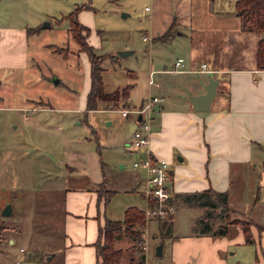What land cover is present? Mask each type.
Masks as SVG:
<instances>
[{
    "label": "rangeland",
    "instance_id": "obj_1",
    "mask_svg": "<svg viewBox=\"0 0 264 264\" xmlns=\"http://www.w3.org/2000/svg\"><path fill=\"white\" fill-rule=\"evenodd\" d=\"M74 2L94 6L90 12L95 15L90 19L92 32L88 41L96 53L107 55L103 62L106 89L112 91L131 85L130 101L134 104L140 103L146 96L164 93L160 85L149 82L152 65L164 68L166 63L170 67L179 57L191 54L192 42L188 36L159 42L153 41L152 34L165 31L173 16L179 21V24L177 21L173 24V33L178 29L191 31L192 0H0V27H21L24 24L42 27L51 23L42 28L41 33L28 36V49L25 50L29 60L34 62L29 64L27 59L23 66H16L17 63L14 65L5 59L17 50V46L12 44L15 37L0 35V202L9 200L14 188H8L13 186L17 175L28 172L18 156L24 157L26 162L35 163L37 167H42L44 162L48 166L51 161L65 160L78 168L87 167L91 172L94 171L95 157L98 167L100 163L106 164V176L111 179L113 188L124 189L132 179L136 180L137 169L133 163L139 149L127 141L134 135L137 116L133 113L135 120H128L120 109H109L90 112L88 120L85 119L91 74L89 55L79 49L80 43L69 34L68 29L73 25L71 19L66 17L62 22H56L57 18L75 8ZM235 3L236 0H207L204 5L205 21L211 13L230 22L229 30L214 26L213 39L217 41L214 47L222 49V61L228 66H248L255 60L257 40L261 34L264 36V31L249 27L239 30L240 21L234 20ZM208 35L209 32L197 33L194 42ZM1 40H6V45ZM8 43L12 44L11 48L7 47ZM55 46H69L72 52L68 55L59 53L54 50ZM119 51H124V54ZM15 52L19 53L20 47ZM129 69L134 72L129 73ZM171 76L175 75L157 73L154 79L162 85L163 80L167 82ZM189 79L192 80L191 77ZM167 95L165 98H168ZM45 105L53 110L36 111L41 124L26 119L25 116L33 112L30 106ZM158 113L159 109L153 114L157 116ZM107 120L113 123L109 125ZM93 127L96 133L92 131ZM170 182L172 177L169 174ZM38 192L25 193V203L12 205L16 217L5 220V225L22 235L24 255H31L34 251L35 264H42L48 262L51 254L45 255L49 249H45L41 240L49 237L54 241L57 237L54 231L61 224L54 220V224L49 225L51 222L42 220L47 215V198L43 195L37 200ZM244 199H248V194L245 193ZM136 204L143 208L146 206L141 190L119 192L112 199L111 206L119 216L124 206ZM260 205L264 209V197ZM205 211L204 207H188L183 199L177 202L175 225L164 230L167 237L163 256L156 255L155 250L163 238L159 221L148 224L149 264H257L256 256H264V247L260 249L257 239L252 243H243L242 227L229 223L234 219V213H225L213 219L216 234L193 230L199 215L205 214ZM157 219L164 221L168 218ZM0 238L8 239L2 235ZM173 240L177 242L174 257L170 248ZM19 245L7 247V242L4 245L0 243V249L10 254L7 262L4 263L1 258L0 264L12 263L15 258L21 257ZM49 260L51 264L60 261L58 257ZM24 263L30 264L28 260Z\"/></svg>",
    "mask_w": 264,
    "mask_h": 264
},
{
    "label": "crops",
    "instance_id": "obj_2",
    "mask_svg": "<svg viewBox=\"0 0 264 264\" xmlns=\"http://www.w3.org/2000/svg\"><path fill=\"white\" fill-rule=\"evenodd\" d=\"M206 2L207 0H192L191 31H186V33L178 29L179 31L177 30L178 32L173 33L170 38H160L159 36H162L170 26L176 24V21L179 24L176 16H173L172 20H169L170 22H168L165 31L159 34H152L153 41L159 42H170L176 36H188L192 42V49L191 54L189 52L187 56L178 58L183 59L184 64L179 67L182 70H174L178 59L170 67L166 63L164 68L151 66L150 71H155L153 78L157 73H169L175 76H171L167 82L163 80L164 83L162 85L156 81L151 83L160 85L161 91L164 93L158 95L162 100L155 106V110L159 109V113L157 116L155 115L156 113L153 114V132L150 144L148 147H135L139 149L136 151L138 155L135 160L145 158L150 153L152 157L169 162L170 176L172 177V182L169 184L174 193L176 206L177 202H182V198L175 199L176 193L200 191L210 187L220 191L229 190V206L232 208L231 212L235 214L233 218L241 217L252 221L251 232L254 240L251 242L246 240L243 228L241 240H243V243H252L257 239L260 249H263L264 228L261 230L260 226L264 227V209H262L263 204L260 205V201L264 197V68L258 66L256 55L258 41L264 36L261 34L257 40L254 54L255 60L252 64L248 66H228L225 61H222V54H220L222 49L214 47L217 41L213 39V28L214 26H219V28L222 27L224 30H229L230 22L226 18H218L211 13L207 21H205L204 5ZM74 3L76 4V2ZM91 11V8H87L80 10L78 13L79 21L90 28V33L92 32L90 19L95 15H92ZM67 15L57 18L56 22H62L64 18L68 17ZM37 16H39V11ZM234 20H239V30L243 29L242 19L237 13ZM31 27L40 29L29 34L28 28ZM72 27L68 29L71 36L70 29ZM42 28L44 27L38 24H24L21 27L10 25L0 27V35L14 36L12 44L14 47L17 46V50L20 47L19 53L14 50L12 55L10 54L5 59L9 62L12 61L14 65L17 63L16 66L25 65L27 59L29 64L34 62L32 59L29 60V54L27 56V50H25L28 49V36L41 33ZM201 32H209V40L207 39L208 36H201L200 39L198 38L194 42V35L197 33L201 35ZM17 34L21 36L17 37ZM145 37V39H148L147 36ZM1 42L5 45L7 43L6 40H1ZM12 44L9 45L8 43L7 47L11 48ZM203 63L207 65L205 70H202ZM128 72L133 73L134 71L129 69ZM211 75L219 78L217 94L212 101L211 109L196 110L190 97L206 91L205 85ZM190 77L192 80L189 79ZM122 88L124 87H117L116 89ZM165 95L168 98H165ZM147 98L148 96L144 97L138 104L132 102L130 108L142 105ZM166 99L167 102L165 101ZM30 108L33 112L25 117L38 125L41 124L38 112L53 110L52 107L47 105L41 107L30 106ZM122 108H119V106L113 107L110 103L107 108L85 109V119L88 120L90 112ZM125 118L135 120L133 113L125 116ZM138 119H136L134 124V131L139 126ZM107 123L111 125L113 121L107 120ZM92 131L96 133L94 127ZM95 138H98L96 134ZM92 152L93 154L95 153L94 151ZM18 157L23 160L21 162L26 165L28 172H18L19 174L13 186L8 188V190L14 188L10 192L9 200L0 202V236L8 237L7 240L0 238V243L4 245V242H7V247L20 244L18 253H20L21 257L15 258L12 263L7 264H15L18 259L21 260V264H28L24 263V260H28L30 264L36 263L34 261V251L28 256L21 252V248L24 247L22 235L14 233L10 227L5 225L7 220L16 217L13 207L10 215L3 214V210L8 203L11 205L17 202L25 203V193L39 191L37 200L38 197L46 196L47 215L42 220L47 223L51 222L49 225L54 224V220L61 224V227L57 226V229L59 227L60 229L58 231L55 229L54 231V234L57 235L54 241L49 237H44L41 240L45 249H49L46 253L44 252L45 255L51 254L48 257V262L45 260L46 263L42 264H51L49 259L54 260L57 257L60 260L58 264H101L95 245L99 238L100 225H104L106 219H123L126 209L130 206H137L145 210L150 203L151 198L144 191L146 173L141 168L136 167V180L132 179L124 189L119 190L112 187L111 179L106 176V164L100 163V167H98V161L95 157L93 172L87 167L78 168L65 160L51 161L48 166L44 162L42 167H37L33 162H26L24 157ZM105 180V189L114 191L107 200L104 194L101 199L99 198V189L101 183ZM129 190H141L146 200V206L143 208L138 204L126 205L118 216L115 208L111 206L112 199L119 192H128ZM245 193L248 194L247 200L244 199ZM257 197L258 200H255ZM187 206L201 207L189 204ZM176 216L175 211L172 214V227L175 225ZM152 221H157V223L159 221V229L163 238L158 243H163V256L166 251L165 237H167V234L164 232L161 219L152 218L147 221V225H150ZM131 245L132 239L127 235L115 241L116 248L126 250L122 252L114 264H141L140 257L142 253L146 255L145 264H149V241L146 249L142 247L137 248V250L128 249ZM176 246L177 242L173 240L170 245L172 257H174ZM155 250L156 255H158L157 247ZM9 257V252L5 253L1 248L0 259L2 258L4 263H6ZM256 257L257 264H264V256L260 257L257 255Z\"/></svg>",
    "mask_w": 264,
    "mask_h": 264
},
{
    "label": "trees",
    "instance_id": "obj_3",
    "mask_svg": "<svg viewBox=\"0 0 264 264\" xmlns=\"http://www.w3.org/2000/svg\"><path fill=\"white\" fill-rule=\"evenodd\" d=\"M236 13L242 19L244 27H249L257 31H264V0H236ZM93 5L89 3L78 4L73 11L67 16L72 19L74 23L70 29L72 36L80 43V50L87 51L91 63V86L87 95L86 110L97 109L102 107H109L110 103L113 107L122 106L123 108H130L132 102L130 101L131 85L122 89H116L108 92L105 89L103 72L105 67L103 62L107 55L95 52V48L88 41L90 28L81 23L78 19L80 10L91 8ZM172 28L169 29L160 38H170L172 36ZM40 28H28V33L32 34ZM55 50L60 53L69 54L72 52L71 48L55 46ZM257 64L260 68H264V37L258 41L257 48ZM106 180L101 183L99 198L102 195L106 196V200L111 196L114 191L105 189ZM182 198L184 202L191 206H201L206 209L205 214L198 218V221L193 226L196 233H218L214 230L213 219L221 216L222 214H229L232 208L229 206L230 192L229 190L220 191L213 187L203 189L200 191L176 193L175 199ZM258 200V197L255 199ZM150 203L153 204L152 198ZM219 209L217 213L216 210ZM167 220L163 221V228L172 225V215L167 216ZM230 224H239L246 236V240L251 242L254 240L251 232L252 221L243 218H234L229 221ZM147 219L145 211L137 206H130L125 211L123 219L112 220L106 219L104 225H100L99 238L95 242L97 248V255L100 258L101 264H114L126 249L116 248L115 241L127 235L132 239V245L128 248L137 250L141 248L139 241L142 239ZM264 227L260 226L262 230ZM226 230V229H225ZM145 253L141 254L140 263L145 264Z\"/></svg>",
    "mask_w": 264,
    "mask_h": 264
},
{
    "label": "built area",
    "instance_id": "obj_4",
    "mask_svg": "<svg viewBox=\"0 0 264 264\" xmlns=\"http://www.w3.org/2000/svg\"><path fill=\"white\" fill-rule=\"evenodd\" d=\"M146 38V37H145ZM184 64L183 59L180 58L176 61V67L174 70L179 69ZM206 63L202 64V70H205ZM210 71V70H208ZM155 71H151L150 83H155L153 74ZM162 98L158 95L149 96L145 102L134 108H122L120 109L123 116H127L130 113H134L137 118L141 116L139 120V126L135 130L134 135L128 142L129 145L135 147H148L152 134V120L155 106L161 102ZM134 166L145 170V185L144 191L148 197L152 198L153 204L149 203L145 208V215L147 221L152 218H165L172 215L176 211V204L174 202V193L168 183V177L170 174V164L164 159L152 157V154H148L145 158L135 160ZM149 237L147 236V228L142 235V239L139 241V246L143 249L148 247ZM25 251L21 248V252ZM15 264H21V260H17Z\"/></svg>",
    "mask_w": 264,
    "mask_h": 264
},
{
    "label": "water",
    "instance_id": "obj_5",
    "mask_svg": "<svg viewBox=\"0 0 264 264\" xmlns=\"http://www.w3.org/2000/svg\"><path fill=\"white\" fill-rule=\"evenodd\" d=\"M47 25H51L49 22L48 24L42 25V27H46ZM121 54H124V51H119ZM219 83V78L215 77L214 75L210 76L208 83L205 85L206 91L204 93L194 94L190 97L193 106L196 110H210L212 106V101L217 94V85ZM141 119V116H139ZM12 212V205L8 203L4 210V215H10ZM157 254H163V243L157 245Z\"/></svg>",
    "mask_w": 264,
    "mask_h": 264
}]
</instances>
